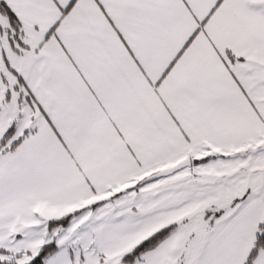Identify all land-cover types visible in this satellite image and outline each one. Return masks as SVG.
Here are the masks:
<instances>
[{
	"label": "snow or ice",
	"instance_id": "1",
	"mask_svg": "<svg viewBox=\"0 0 264 264\" xmlns=\"http://www.w3.org/2000/svg\"><path fill=\"white\" fill-rule=\"evenodd\" d=\"M0 264H264V0H0Z\"/></svg>",
	"mask_w": 264,
	"mask_h": 264
}]
</instances>
